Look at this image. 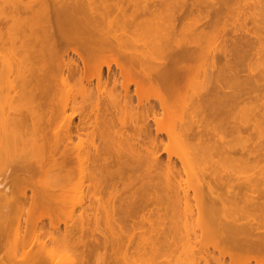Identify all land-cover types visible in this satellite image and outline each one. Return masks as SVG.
<instances>
[{
  "label": "bare ground",
  "instance_id": "obj_1",
  "mask_svg": "<svg viewBox=\"0 0 264 264\" xmlns=\"http://www.w3.org/2000/svg\"><path fill=\"white\" fill-rule=\"evenodd\" d=\"M231 2L40 0L0 9V26L18 29L33 106L26 126L33 160L13 154L5 141L11 126L27 118L0 119V164L7 165L0 178V252L10 215L17 232L30 227L27 239L7 249L20 256L8 264H54L47 241L59 228L39 223L74 195L83 196L82 211L60 241L76 253L73 264H264V13L243 16L239 33L221 35L220 47L207 50L209 30L227 18ZM254 4L262 9L264 0ZM251 49L260 73L243 66ZM205 60L209 73L200 68ZM70 91L81 103L59 98ZM251 96L262 104L243 103ZM239 106L240 113L232 112ZM178 109L180 120L189 117L179 133L193 154L180 166L161 139L173 133L160 128ZM84 139L99 140L86 172L74 151ZM202 161L207 166L192 206L177 177ZM243 167L256 176L242 179ZM48 170L52 181H44ZM82 174L87 184L74 188L71 180ZM203 238L217 239L211 252L197 247Z\"/></svg>",
  "mask_w": 264,
  "mask_h": 264
},
{
  "label": "rangeland",
  "instance_id": "obj_2",
  "mask_svg": "<svg viewBox=\"0 0 264 264\" xmlns=\"http://www.w3.org/2000/svg\"><path fill=\"white\" fill-rule=\"evenodd\" d=\"M40 0H0V9L6 7V5H10L13 2L25 4V5H35ZM255 0H232V2L228 6V16L225 20H223L217 27H214L209 30V36L207 37V41L205 42V46L207 50L217 49L220 47L219 41L221 40V35H226V37H233V32L237 31L240 32L239 23H241V19L243 16H248L249 18L252 17L254 20L260 19L264 14L261 16L259 12L264 13V7L259 8L256 7L257 4H254ZM256 18V19H255ZM261 21V20H260ZM3 26V25H2ZM0 26V119L3 120L4 117L10 115L26 117L27 120L25 122L26 125H18L17 123L11 126V130H9L6 142L9 145L13 154L19 155L21 159L25 160H33L32 151L30 150V138L32 137V132L27 129L26 126L30 124V115L33 112V106L30 101V92L28 89L25 80L29 75V66L27 61L23 56V47L19 41V38L16 37L15 32L18 31L17 27H14L11 23L4 25L3 27ZM247 28L255 30V27H252L251 22L247 23ZM256 31V30H255ZM186 36H190L189 29H185L184 31ZM262 44L261 47L264 48V31L261 33ZM138 49H142V45L137 46ZM254 50H248L245 57L243 58V66L247 70V67H250L252 72L260 73L256 66L255 57H253ZM74 58L73 55H69ZM114 68V66H112ZM200 68L205 69L207 73L210 72L208 61H203L200 63ZM106 72H104L105 76ZM203 71L201 70L199 73V77L197 79L202 78ZM118 80L121 81L122 78L117 76ZM191 78L189 84L191 82ZM96 80L93 79L92 87L95 89ZM131 93L134 92V87H130ZM192 90L185 91V94L190 95ZM76 92L70 91L65 94L59 95V98L63 101L68 102L69 100H75L77 104L81 103V98L78 94L75 95ZM140 94H144V98L146 95L150 94L147 89H141L139 91ZM263 92H260V97L262 98ZM254 98L251 96L248 99H243V103L248 104L250 100ZM95 100V96H92L90 101ZM153 103V100H150ZM262 104V101L257 99H252L251 103L254 105ZM242 103V102H241ZM243 107V106H242ZM241 107V108H242ZM240 106L237 108L232 107V112L240 113L241 110ZM157 111L159 112L160 109L157 107ZM161 111L158 113L160 115ZM246 113V111H244ZM175 114V113H174ZM181 110L178 109L175 117H164L160 128L163 130H167L173 133V138L169 140L165 134H162V141L168 147L169 157L170 160L180 166V163H185L186 160L193 158L192 150L188 146H184L182 141L180 140L181 134L179 133V129L181 128V123L186 122L189 120V117H185L183 120H180ZM127 120V119H126ZM65 117H59L55 120L58 125V128H61L64 124ZM74 122H77V118L74 119ZM2 124V128H0L1 134L3 133V129L5 128L4 122H0ZM151 124V123H150ZM152 129L153 124L151 125ZM97 139L94 141L91 139H84L81 142H74V151L80 155L81 158L84 159V163L82 166L83 171H88L90 167V157L93 152V148L98 145ZM264 143L263 139L261 140ZM22 154V155H20ZM191 156V157H190ZM160 158L162 161L167 160V155L165 153H160ZM22 161V160H20ZM90 163V164H89ZM206 162L202 161L201 163L194 166V170L187 173H181L179 177H177V181L180 183L181 188L183 191L188 195V202L190 205H194L193 196L194 193H197L202 188V179L201 174L206 168ZM7 170L6 164H0V178L5 175V171ZM80 172V170H79ZM54 173V172H53ZM256 172L252 169L247 167H243L239 171V176L244 179L246 177H253L256 176ZM44 181H52L54 175L48 170L45 173ZM88 177L86 174H82L80 176H75L71 180V185L74 188L79 187L80 185L87 184ZM86 189L82 190L81 193L85 194ZM83 194V195H84ZM82 195H74L71 199L67 202L66 206L55 213V216L48 221L47 218H43L39 224L47 226L49 222L56 224L59 228L58 231L51 235V240L47 241L48 253L49 258H52L54 264H73L75 262V252L71 248H65L60 246V241L62 238L63 229L65 226L71 225L72 222H75V218L81 214L82 208L77 206V204L82 201ZM85 206V203H84ZM83 206V207H84ZM70 209L72 212L70 213ZM170 213V212H169ZM72 218V222L69 220ZM35 222V221H34ZM65 222V223H64ZM7 228L5 231L2 232V241L4 243L5 249H10L13 245L19 243L23 238L27 239L29 235V229L26 232H17L16 231V222L12 219V215H10L6 221ZM66 224V225H65ZM27 235V236H26ZM26 236V237H24ZM217 243V239L215 238H203L200 239V243L198 244V248L205 249L207 247L208 251L211 252L213 249L210 246L211 244ZM6 250H2V253L6 254L4 258L1 260L2 263L8 264L14 260L20 258L18 255L19 253H10L6 252ZM10 253V254H8ZM227 261L228 258L225 257Z\"/></svg>",
  "mask_w": 264,
  "mask_h": 264
}]
</instances>
